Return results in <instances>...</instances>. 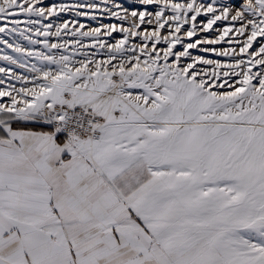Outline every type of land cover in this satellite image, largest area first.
<instances>
[{
    "label": "snow or ice",
    "instance_id": "6c2138e0",
    "mask_svg": "<svg viewBox=\"0 0 264 264\" xmlns=\"http://www.w3.org/2000/svg\"><path fill=\"white\" fill-rule=\"evenodd\" d=\"M0 45V264H264V0H0Z\"/></svg>",
    "mask_w": 264,
    "mask_h": 264
},
{
    "label": "rangeland",
    "instance_id": "374dc122",
    "mask_svg": "<svg viewBox=\"0 0 264 264\" xmlns=\"http://www.w3.org/2000/svg\"><path fill=\"white\" fill-rule=\"evenodd\" d=\"M52 2H60V0H46V3H52ZM67 18V17H66ZM0 47H3L2 45H0ZM0 66H3L2 64H0Z\"/></svg>",
    "mask_w": 264,
    "mask_h": 264
}]
</instances>
